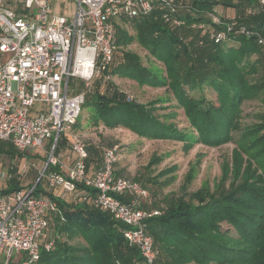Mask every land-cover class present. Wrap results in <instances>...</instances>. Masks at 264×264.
Masks as SVG:
<instances>
[{
    "label": "built area",
    "instance_id": "2783aa9c",
    "mask_svg": "<svg viewBox=\"0 0 264 264\" xmlns=\"http://www.w3.org/2000/svg\"><path fill=\"white\" fill-rule=\"evenodd\" d=\"M194 1L0 0V143L11 144L24 159L21 172L35 168L39 175L36 182L23 185L20 180V189L0 194V264H46L41 253L51 251L59 237L51 230V218L64 217L55 199L63 195L124 223L127 243L140 254L135 264L158 263L160 249L147 220L162 211L146 206L148 188L117 175V145L101 146L100 161L89 166L87 144L75 129L96 82L107 86L111 81L118 20L158 12L177 28L184 24L182 16L194 10ZM259 10L264 0H256L246 13L254 16ZM209 16L212 22L193 24L202 39L228 40L236 20L224 21L214 9ZM236 32L264 48V28L241 25ZM63 146L75 157L63 153ZM39 148L47 157L42 169L27 162L28 152ZM14 176L0 166V191ZM38 180L45 181L41 192L36 191Z\"/></svg>",
    "mask_w": 264,
    "mask_h": 264
},
{
    "label": "trees",
    "instance_id": "16d2710c",
    "mask_svg": "<svg viewBox=\"0 0 264 264\" xmlns=\"http://www.w3.org/2000/svg\"><path fill=\"white\" fill-rule=\"evenodd\" d=\"M237 1L235 6L240 14L235 18L237 25L228 33V40L221 43H214L208 37L203 40L200 30L193 24L212 22L209 12L218 4L234 6L231 0H195L194 10L182 16L184 24L177 28L167 25L158 12L132 19L137 36L128 35L117 25L118 43L127 46L137 41L145 46L164 64L167 75L163 70L144 65L132 51H124L123 60L116 59L110 73L135 79L140 84L170 89L176 105L183 108L190 125L197 129L196 133L179 129L157 112L172 106L171 103L165 105L172 102V97L144 103L114 85L105 86L100 82H96L83 105L90 109L93 124L103 123L109 128L123 125L139 135L155 139L180 138L182 142L210 145L227 142L232 131L240 128L243 100L264 92V79L251 84L246 78L247 74L257 72L259 60L264 67V48L255 38L236 32L241 25L249 29L264 28V10L254 16L248 15L247 8L256 0H247L244 11L243 0ZM216 28L226 30L227 25L216 24ZM206 88L216 93L218 104L206 96ZM175 115L172 110L164 114ZM260 127L247 129L236 143L238 150L246 152L264 172V133ZM1 152L19 157L9 143H0ZM90 152L89 148L88 159H93ZM20 188V181L14 176L0 194ZM36 188L41 192V181ZM55 199L64 217H54L53 232L59 236L64 233L72 237L81 235L85 243L75 245L58 237L51 251L42 250V262L135 264L140 258L138 249L130 246L123 235L124 223L91 205ZM147 223L160 249L159 264L191 261L196 264L212 261L264 264V181L259 186L243 184L218 196L208 193L196 200L186 199L184 195L172 197L165 211L150 217ZM223 223L230 225L224 229ZM233 230L237 235L232 234ZM166 255L171 258L167 259Z\"/></svg>",
    "mask_w": 264,
    "mask_h": 264
},
{
    "label": "rangeland",
    "instance_id": "374dc122",
    "mask_svg": "<svg viewBox=\"0 0 264 264\" xmlns=\"http://www.w3.org/2000/svg\"><path fill=\"white\" fill-rule=\"evenodd\" d=\"M247 4V0H243V11ZM222 18L224 21L233 23V20L228 17ZM118 26L125 30L128 35L137 36L132 19H120L118 20ZM117 44L119 47L117 59L119 62L123 60L124 51H132L139 56L144 65L163 70V74L167 75L166 70H164V64L137 41H133L127 46L119 44L118 41ZM260 62L261 60L258 61L257 72L246 75L248 82L251 84L264 79V67H261ZM109 79L111 80L108 83L109 86L118 87L140 102L147 103L158 98L166 100L172 97V102L165 103V105L171 103L170 105L172 106L161 108L157 112L163 115L162 119L165 117L179 129L197 132V129L190 125L183 108L176 105L173 93L167 87L140 84L135 79L112 73H110ZM205 94L218 104L219 99L211 88H206ZM252 95L246 97L241 104L238 126L240 128L233 130L229 140L219 145H210L204 142L194 143V141L193 143L182 142L179 140L180 138H149L139 135L123 125L113 128H109L103 123L94 125L90 109L84 106L80 116V123L77 124L75 130L84 141L90 144V153L93 158L91 161L93 162L100 161L101 146L117 145L119 153V160L116 164L117 175L134 179L147 187L150 195L146 206L160 209L163 213L172 197L184 195L186 199L191 197V199L196 200L208 193H214L218 196L243 184L259 186L261 181H264L263 170L261 171L260 166L246 152L238 150L236 143L241 133L257 125H261V133H264V92ZM170 110L176 115L173 117L164 116ZM33 153L36 155L33 156ZM28 155V157L31 156L27 159L29 165L35 161L39 168L42 169L45 166L47 157L44 156L45 152L43 149L30 150ZM21 162H24L22 157L16 160L15 157L6 152L0 153V166H3L5 170L11 169L12 173L22 183L36 182L39 178L38 170L31 168L28 172H21ZM36 174L38 175L37 177ZM44 183L45 181H43ZM66 196L71 201L72 196ZM229 225L228 223H223V228L227 229ZM53 229L54 224L52 226ZM232 234L237 235L234 230ZM59 237L61 240L75 245L85 243L81 235L72 237L64 233L63 235L60 234ZM166 258L170 259L171 256L166 255ZM187 264L196 263L191 261ZM210 264L227 263L212 261Z\"/></svg>",
    "mask_w": 264,
    "mask_h": 264
},
{
    "label": "crops",
    "instance_id": "0c3cea01",
    "mask_svg": "<svg viewBox=\"0 0 264 264\" xmlns=\"http://www.w3.org/2000/svg\"><path fill=\"white\" fill-rule=\"evenodd\" d=\"M232 1V3L234 4V6H226V5H224V4H218V5H216L215 7H214V10H216L222 17H232V18H238L239 16H240V14H239V11H238V9L236 8V4H237V0H231ZM0 57H2V55L0 54ZM86 142V141H85ZM86 144H87V149H88V153H89V147H90V144H88L87 142H86ZM61 150H62V152L63 153H65V154H71V156L74 158L75 157V153L70 149V148H68V147H65V146H63L62 148H61ZM31 157V156H30ZM29 157V158H30ZM33 162H35V161H33ZM98 162V161H97ZM97 162H93V161H91V158L90 159H88V165L89 166H93V165H95ZM33 170V169H32ZM34 172H36L35 170H34ZM38 173V172H37ZM36 177H37V174H36ZM25 184H28V183H23V185H25ZM46 185H45V183L43 184V182L41 181V189H42V187H45ZM59 199H62V200H64V201H66L67 203H72V202H74V201H69L68 200V197L66 196V195H63V196H61ZM76 203V202H75ZM148 207V206H147ZM150 208H152V207H150ZM56 215H52V218H51V230H52V226H53V221H54V217H55ZM53 231V230H52Z\"/></svg>",
    "mask_w": 264,
    "mask_h": 264
},
{
    "label": "water",
    "instance_id": "95a60500",
    "mask_svg": "<svg viewBox=\"0 0 264 264\" xmlns=\"http://www.w3.org/2000/svg\"><path fill=\"white\" fill-rule=\"evenodd\" d=\"M38 182H39V180H38ZM38 182H37V183H38Z\"/></svg>",
    "mask_w": 264,
    "mask_h": 264
}]
</instances>
